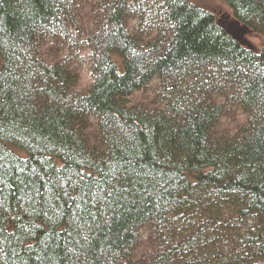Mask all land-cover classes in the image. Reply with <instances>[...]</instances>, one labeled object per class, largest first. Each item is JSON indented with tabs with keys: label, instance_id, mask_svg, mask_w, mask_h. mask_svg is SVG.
Wrapping results in <instances>:
<instances>
[{
	"label": "trees",
	"instance_id": "16d2710c",
	"mask_svg": "<svg viewBox=\"0 0 264 264\" xmlns=\"http://www.w3.org/2000/svg\"><path fill=\"white\" fill-rule=\"evenodd\" d=\"M0 264H264V46L195 0H0Z\"/></svg>",
	"mask_w": 264,
	"mask_h": 264
},
{
	"label": "rangeland",
	"instance_id": "374dc122",
	"mask_svg": "<svg viewBox=\"0 0 264 264\" xmlns=\"http://www.w3.org/2000/svg\"><path fill=\"white\" fill-rule=\"evenodd\" d=\"M198 6L205 9L212 15L216 16L221 26L231 35L242 37L253 49H259L264 46V42L255 35L247 33L232 21V17L228 9L223 5L221 0H195Z\"/></svg>",
	"mask_w": 264,
	"mask_h": 264
}]
</instances>
